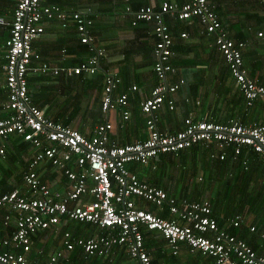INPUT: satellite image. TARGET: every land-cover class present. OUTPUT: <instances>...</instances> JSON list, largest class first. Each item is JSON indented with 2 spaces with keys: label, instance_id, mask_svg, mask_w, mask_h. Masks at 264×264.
Listing matches in <instances>:
<instances>
[{
  "label": "built area",
  "instance_id": "2783aa9c",
  "mask_svg": "<svg viewBox=\"0 0 264 264\" xmlns=\"http://www.w3.org/2000/svg\"><path fill=\"white\" fill-rule=\"evenodd\" d=\"M48 1L17 0L12 20L0 10V26L9 30L6 62L1 70L7 100L6 116L0 117V161L5 160L7 145L15 139L28 143L33 152L25 156L27 168L22 173V185H15L11 191L0 185V210L7 211L4 224L14 227L9 236L0 238V264H40L41 261L34 262L31 258L35 239L47 240L46 232L53 229L59 236L60 229L80 221L90 222L107 234L100 232L89 240L79 238L76 243L87 256L108 259L111 263L122 252L124 264H152L145 235L157 232L176 257L186 247L192 254L200 253L213 260V264H264V255L257 254L246 240L228 230L244 227L241 217L228 219L223 229L213 217L209 198L190 202L170 195L142 181L128 166L138 163L156 170L162 157H178L201 144L209 150L212 160L226 162L231 157L235 163L242 161L248 171L253 153L264 169V124L247 125L238 121L224 124L190 116L184 120V129L173 134L163 132L158 126L159 113L163 109H176V96L186 84L184 78L172 79L178 69L172 63L175 40L165 23L166 16L180 21L199 19L223 55L246 105L252 107L264 102V85L252 79L245 68L246 43L230 37L210 0H191L182 5L175 0H160L159 5L151 3L137 9L132 6V0H124L134 27L141 24L153 27L156 39L153 70L159 83L141 103L148 138L118 145L111 139L114 124L109 115L123 109V119L129 120L130 93L139 88L133 85L128 92L120 93L122 79L116 73L105 74L101 106L105 120L94 127L90 136L48 117L34 103L29 90L30 75L94 77L107 56L105 49L95 44L91 33L94 20L88 13L67 12ZM51 20L60 21L63 28L71 23L75 25L81 43L89 49L90 57L86 61L76 67H59L42 61L34 43L45 34L46 24ZM181 36L188 38L187 34ZM258 36L264 40V32ZM49 172L62 174L67 191L52 189L43 181ZM9 183L14 185L15 181ZM143 202L161 212L167 209L170 218L143 208L140 205ZM256 229L250 227L251 232ZM61 244L68 251L74 249L70 233L62 235ZM68 260L62 249H57L42 264H67Z\"/></svg>",
  "mask_w": 264,
  "mask_h": 264
},
{
  "label": "crops",
  "instance_id": "0c3cea01",
  "mask_svg": "<svg viewBox=\"0 0 264 264\" xmlns=\"http://www.w3.org/2000/svg\"><path fill=\"white\" fill-rule=\"evenodd\" d=\"M175 1L182 5L191 0ZM48 3L59 4L67 12L88 13L94 20L91 33L95 37V44L105 49L107 56L102 60L100 73L94 77L30 75L29 78H36L38 83L36 86L31 85L29 89L34 103L40 106L48 117L60 122L69 121V126L90 136L94 127L105 119L101 112L104 74L111 71L122 79L120 92H128L133 85L139 88L137 92L130 93L129 120L123 119V109L109 115V120L114 124L111 139L118 145L146 140L148 131L145 116L141 112V103L151 95L152 89L159 83L153 70L155 63L153 50L156 44L152 34L153 27L144 24L133 27L132 15L127 14L124 0H49ZM151 3L159 5L160 0H132V6L136 9ZM6 4L7 0H0V9L4 10ZM210 4L230 37L236 42L246 43L243 52L245 68L252 79L264 85V40L258 36L259 32H264V0H210ZM3 10L1 14L10 19L13 10L9 12ZM179 22L168 16L165 18V23L173 31V35H176L172 63L177 67L178 73L172 79L184 78L186 84L176 96V109L174 111L163 109L159 113V128L167 134L176 133L184 129V120L190 116L224 124L236 121L247 125L263 124L264 102H257L251 108L247 107L223 55L200 22L194 20L191 28ZM3 29L0 26V63L3 62L2 58L6 52V34ZM182 34H187L188 38H182ZM34 50L41 56L42 61L59 67H76L90 57L89 49L81 43L75 25L71 23L67 28H63L58 20H51L46 24V32L34 43ZM54 97L60 99L59 107L66 104L67 108L62 110L58 106L54 107L52 104ZM6 100L7 91L4 80H1L0 117L6 116L4 110ZM191 150L184 154L190 153ZM22 151L21 155L24 157L33 153L30 149ZM177 158L162 157L156 165V170L153 166L147 168L144 180L172 195H177L179 187L182 188L183 185L188 186V191L191 192L193 187L200 183L203 173L202 171L192 173L189 172V167L184 169L175 165L174 160ZM1 163L4 169H8L5 172L10 171L9 161ZM258 165L260 166L259 163ZM3 176L4 173H0V180ZM43 177V181L52 189L67 191L64 184L66 179L62 174L51 173ZM14 179L11 178L9 182ZM140 205L155 211L153 205L144 202ZM2 211L5 210H0ZM157 213L161 214V211ZM259 230L254 243L258 252L264 253L262 237L264 227H259ZM93 231L95 234L96 231L94 229ZM0 232L6 235L7 227L0 226ZM244 234H249L248 229ZM47 236H49L47 242H50L51 246L61 248V234L56 236L53 233L52 236ZM146 244L149 246L148 250L154 251L150 253L152 264L153 261L154 264H201L196 262L194 254L186 247L182 249L180 256H173L166 241L157 232L147 234ZM118 251L123 250L118 248ZM100 259L93 264H107L108 259ZM125 261V258L121 260L117 256L115 262L108 264H124ZM204 262L202 260V263Z\"/></svg>",
  "mask_w": 264,
  "mask_h": 264
},
{
  "label": "trees",
  "instance_id": "16d2710c",
  "mask_svg": "<svg viewBox=\"0 0 264 264\" xmlns=\"http://www.w3.org/2000/svg\"><path fill=\"white\" fill-rule=\"evenodd\" d=\"M49 4H52V3H49ZM16 6H17V2L15 1L9 2L7 0V4L3 7L4 10L3 9L2 10L4 12H9L10 10H13L12 11V16H13ZM12 16L10 18L11 20H12ZM194 20L196 22L199 21L198 18H192V19H188L184 21H180V20H177V21L178 22L180 21L179 23L187 24L191 28L193 26ZM3 30L6 34V40H7L9 37V30L8 29H3ZM171 34L175 38L176 35L175 36L173 35L172 30H171ZM2 61L3 62L0 63V77H1L0 82L1 80H4V87H5V79L2 78L1 70H2L3 64L6 61L4 58H2ZM100 71L98 73H100ZM28 81H29V89L31 85L36 86L38 84L37 79L33 77L29 78ZM120 88H121V85H120ZM120 88H119V92H120ZM124 92L126 93L127 91H122L120 93H124ZM101 106H102V102H101ZM200 119H204V118H200ZM62 123H64L67 126L70 125V122L66 120L63 121ZM29 148H30V145L28 143H24L20 139L12 140V142L9 145H7L6 158L4 162L6 160L9 161L8 164L11 165L10 171L5 172L8 169L2 168V165H1L2 161H0V168H2L1 172L4 173L3 179L0 180V185L3 186L5 191L13 190L15 185L16 186L22 185L23 171L21 174H16L18 172V169H17V166L15 165V162L18 160L22 161L21 157H19V156H22L21 155V152H23L22 150L27 151L29 150ZM231 155H232V152L229 154V156ZM177 159L178 161H176V159L174 160L175 165H179L180 167L184 169L186 167H189L190 168L189 172H192V173L198 172V171L199 172L202 171L203 173V175L201 176L202 177L201 183L196 184L193 187V190L191 192L188 191L189 189L188 186L183 185L182 188H180L181 186L179 187L177 196L180 197L181 199H187L190 202L201 201L203 198H209L212 204V207H213V217H215L219 221V225L223 229L227 227L228 219L235 218V217H241V220L243 222L242 224L244 227L229 228L228 230L230 234L238 236L246 240L257 254L264 255V253L258 252V248L256 247V244L254 243V241H256V237L259 235V231H260L259 227L261 228L264 227V169L261 168L262 167L261 165H260L261 167L258 165L257 156L253 153L251 154V159L253 163L251 164V168L248 171L245 170L244 167L242 166V161H238L235 163L233 159H231V157L226 162L212 160L210 158L209 150L205 149L204 146L201 144L198 145L196 148L192 149L191 152L188 154L181 153ZM26 166L27 164L23 163L24 170L27 168ZM128 166H129L130 171H132L133 173H136L142 181L146 182V180H144L145 174L139 173V170L136 169V167L138 166H140L141 168H147L146 166H142L138 163H132V164H129ZM147 170L144 172L147 173ZM14 177H15L14 179L15 184L11 185L9 183V180ZM209 191L212 194V195L210 194V197L206 196L208 195ZM6 213H7L6 210L0 212V226L1 227L3 225L5 226L4 219H5ZM160 215H162L165 218H170V215L168 214L167 209L163 210ZM75 224L76 225L70 223L66 225L63 229H60V231L62 230L60 240L62 241V235L65 232H68L71 234V240H73V245H74V249L72 251H68L66 247L63 248L61 244L62 252L65 254V257L69 258V260L66 261V263L67 264H93L94 262H97V260L99 261L100 257H97L99 258L97 259L94 256L93 257L87 256V253L85 252L84 248L81 245H78V243L76 242H77V239L79 238H82L84 240H89L91 238H94L100 232L102 233V235H105L107 234V231L100 230V229L98 231L97 228L94 225H92V223L90 222L88 223L86 221L75 222ZM250 226H256L257 228L256 231L251 232ZM6 227L7 226H5V228ZM11 228H14L13 225H10L9 227H7L6 235H3V233L0 232V238H5L9 236L11 233L10 231ZM93 229L96 231L95 234H94ZM246 229H248V233L251 235L248 234L249 235L248 236L244 234ZM53 231L54 229L47 231L46 235H50V233L51 235H53ZM147 234L145 235V238ZM262 237H263V234H262ZM35 240H36L35 246H34L35 249L32 254L33 256L31 255V258L34 262L41 261L40 264H42L43 261H46L49 254H51V252L54 251V249H51L50 243H48L47 240H44L41 237H38ZM146 246L147 248L149 247L148 244H146ZM38 250H41L43 253L38 255V252H37ZM55 250L57 249L55 248ZM149 252L154 253V251L152 250L150 251V249H149ZM121 255L117 253L115 257L119 256V258H121ZM194 256L196 258L197 263L213 264V260L202 256L200 253H196L194 254ZM70 257H71V260H70ZM202 260H204L205 262L202 263ZM106 262L108 264L109 260H106ZM153 264H154V261H153Z\"/></svg>",
  "mask_w": 264,
  "mask_h": 264
},
{
  "label": "rangeland",
  "instance_id": "374dc122",
  "mask_svg": "<svg viewBox=\"0 0 264 264\" xmlns=\"http://www.w3.org/2000/svg\"><path fill=\"white\" fill-rule=\"evenodd\" d=\"M52 104L54 105V107H57V106L59 107V105H60V99H58V97H54V100H53V103ZM59 108H61L62 110H64L67 107H66V104H65L62 107L60 106ZM68 108H69V106H68ZM74 109H75V107H74ZM19 157H21V160L22 161L18 160V161L15 162V165L17 166V169H18V172L16 174H21L22 173V171L24 170L23 163L27 159V158H25L23 156H19ZM176 161H178V159H176ZM2 168H3V166H2ZM2 168H0V173H2L1 172L2 171ZM136 169L139 170V173H143V174H145L146 172H144V171L147 170V168H141L140 166L136 167ZM158 174L160 175L161 172H158ZM210 194H211V192L209 191L208 195H206V196L210 197ZM72 224H75V222H72ZM48 243H50V242H48ZM50 247H51V249H54L55 248L54 246H51V243H50ZM96 258H97V256H96Z\"/></svg>",
  "mask_w": 264,
  "mask_h": 264
},
{
  "label": "clouds",
  "instance_id": "9594fccd",
  "mask_svg": "<svg viewBox=\"0 0 264 264\" xmlns=\"http://www.w3.org/2000/svg\"><path fill=\"white\" fill-rule=\"evenodd\" d=\"M190 2V1H189ZM185 4V3H184ZM134 27V26H133ZM137 27V26H136ZM248 107V106H247ZM249 108H251V107H249ZM162 189V188H161ZM168 192V191H167ZM169 193V192H168ZM170 194V193H169ZM171 195V194H170ZM175 196H177V195H175ZM152 211V210H151ZM157 211H158V209H156L155 208V211H152L153 213H155V214H157L158 215V213H157ZM160 215V214H159ZM162 216V215H161ZM165 218V217H164ZM54 251H55V249H54ZM53 251V252H54ZM53 252H51V253H53ZM50 255V254H49ZM48 258V257H47ZM47 260V259H46Z\"/></svg>",
  "mask_w": 264,
  "mask_h": 264
}]
</instances>
